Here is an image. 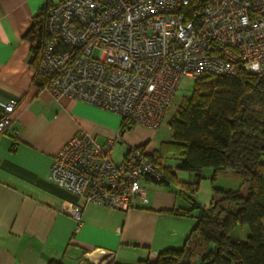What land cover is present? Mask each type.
Wrapping results in <instances>:
<instances>
[{"label": "built area", "instance_id": "obj_1", "mask_svg": "<svg viewBox=\"0 0 264 264\" xmlns=\"http://www.w3.org/2000/svg\"><path fill=\"white\" fill-rule=\"evenodd\" d=\"M46 30L36 69L42 88L154 131L183 78L264 74V0H63L49 9ZM1 105L0 134L18 101ZM113 145L74 136L54 156L49 179L86 205L127 211L144 200L143 181L167 172L140 147L115 162ZM83 209L69 202L62 211L80 226Z\"/></svg>", "mask_w": 264, "mask_h": 264}, {"label": "crops", "instance_id": "obj_2", "mask_svg": "<svg viewBox=\"0 0 264 264\" xmlns=\"http://www.w3.org/2000/svg\"><path fill=\"white\" fill-rule=\"evenodd\" d=\"M45 3L0 0V119L1 103L18 101L13 123L0 134V264H83L99 259L104 264H136L181 248L197 223L195 217L172 213L189 208L178 184L143 181L144 200L136 197L122 211L99 203L86 205L49 179L54 156L80 134H91L101 143L112 140L113 149L123 141L120 161L132 148L143 145L153 153L160 145H151L142 129L154 130L136 127L121 134L119 115L67 96L56 98L35 83L32 45L24 36ZM176 174L184 182L197 180L191 172ZM205 175L212 177L213 170L204 169ZM227 177L235 180L226 183ZM238 181L234 176L217 179L232 186ZM203 188L200 183L195 197ZM69 202L84 206L80 226L62 211ZM245 227H237L232 237L247 240L250 231Z\"/></svg>", "mask_w": 264, "mask_h": 264}, {"label": "trees", "instance_id": "obj_3", "mask_svg": "<svg viewBox=\"0 0 264 264\" xmlns=\"http://www.w3.org/2000/svg\"><path fill=\"white\" fill-rule=\"evenodd\" d=\"M53 5L47 0L24 36L32 45L30 63L35 69L47 39L48 12ZM44 82L36 74L35 83L42 87ZM131 127L122 119L121 134ZM170 128L173 141L161 143L157 151L149 153L167 172L166 178L157 182L178 184L200 213L181 248L161 251L154 261L136 264H264V74L244 72L196 79L193 96L181 103ZM169 154L178 157L177 168L165 164ZM208 168L213 170L212 202L208 209H201L195 194L202 171ZM177 170L194 173L197 180L181 181ZM220 176H234L238 184L222 185L217 182ZM190 212L182 208L172 211L176 216ZM239 226L249 228L245 241L232 237Z\"/></svg>", "mask_w": 264, "mask_h": 264}, {"label": "rangeland", "instance_id": "obj_4", "mask_svg": "<svg viewBox=\"0 0 264 264\" xmlns=\"http://www.w3.org/2000/svg\"><path fill=\"white\" fill-rule=\"evenodd\" d=\"M50 1L55 5V4H59L63 0H50ZM194 90H195V80H191L188 77L183 78L176 92L171 108L168 114L166 115L162 126L158 130L153 131V132L146 131L138 125H132L131 128L135 129L136 127H138L142 129L143 133L149 138L150 144L153 145L154 147H158L159 145H161V143H164V142L173 141V135H172V130L170 128V122L176 117L177 110L179 106L181 105V103L186 98H191L193 96ZM122 144H123V141L118 142L115 148L113 149L112 153H113V159H115V161L121 160L122 154L120 151L122 149L120 146ZM178 162H179V159L174 154H169L165 159V164L171 167H175L176 165H178ZM232 180H235V179H232L231 177H227V179H224L225 182L226 181L231 182ZM202 183L205 185V188H203L202 191L199 192V194L196 196V200H198V204L201 207V209H208L212 202V190H213L214 183L212 182V177L211 176L208 177L206 175L202 177L201 184ZM177 192H178V189H177ZM188 200L186 199V201H188L189 203L188 209H190L191 211L190 216L195 217L196 223H197L198 221L197 215H199L200 209L197 207H194L192 200L190 199ZM238 228H243V226H239ZM245 228H248V226H246ZM83 264H104V263H103V259H99V260H95L91 262L84 261ZM193 264H200V263L195 262Z\"/></svg>", "mask_w": 264, "mask_h": 264}]
</instances>
